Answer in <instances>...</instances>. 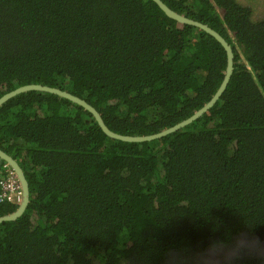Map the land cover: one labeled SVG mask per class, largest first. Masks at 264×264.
<instances>
[{"label": "trees", "instance_id": "obj_1", "mask_svg": "<svg viewBox=\"0 0 264 264\" xmlns=\"http://www.w3.org/2000/svg\"><path fill=\"white\" fill-rule=\"evenodd\" d=\"M163 1L229 42L226 89L193 122L140 142L108 137L50 92L5 101L0 149L29 202L0 223V264H264V17L237 0ZM225 65L215 38L152 0H0V96L58 87L121 134L187 118ZM17 206L0 202V216Z\"/></svg>", "mask_w": 264, "mask_h": 264}, {"label": "water", "instance_id": "obj_2", "mask_svg": "<svg viewBox=\"0 0 264 264\" xmlns=\"http://www.w3.org/2000/svg\"><path fill=\"white\" fill-rule=\"evenodd\" d=\"M152 1L169 18H172L180 23H184V24L197 27L203 30L204 32L208 33L209 35H211L213 38H215V40H217L221 44V46L223 47L225 51L226 65H225V70H224L222 81L220 82L218 88L213 93L211 98L205 104H203L199 109H197L194 113H192L190 116L173 124L172 126L164 128L155 133L142 134V135L121 134V133L111 130L105 124L98 110L93 105L88 103L85 99L77 95H74L66 90L60 89L58 87L43 85L39 83L24 84V85L14 88L13 90H10L4 93L3 95L0 96V105H2L5 101L12 98L13 96L19 93H22V92L31 91V90H40V91L50 92L52 94H56L61 97H64L76 103L77 105L83 107L84 109H86L89 113L92 114L93 118L96 120L100 129L108 137L116 139V140L126 141V142H140V141H150L153 139H157V138H160L162 136H165L171 132H174L180 129L181 127H184L188 125L189 123L193 122L194 120H196L197 118H199L203 113H205L208 109H210L216 103V101L220 98V96L226 89V86L230 80V77L234 69V66H233L234 54H233L232 47L229 44V42L219 32H217L215 29L210 27L208 24L176 12L175 10L170 8L163 0H152ZM0 160H2L4 163L9 165L13 169L22 187L21 202L18 204L17 208L13 212L0 216V223H1L4 221L15 220L23 214L29 202V185L25 177L24 171L22 167L20 166L19 162L15 160L11 155L3 151L2 149H0Z\"/></svg>", "mask_w": 264, "mask_h": 264}, {"label": "built area", "instance_id": "obj_3", "mask_svg": "<svg viewBox=\"0 0 264 264\" xmlns=\"http://www.w3.org/2000/svg\"><path fill=\"white\" fill-rule=\"evenodd\" d=\"M4 174L0 179V202L19 204L22 200V187L15 172L7 165H3Z\"/></svg>", "mask_w": 264, "mask_h": 264}, {"label": "rangeland", "instance_id": "obj_4", "mask_svg": "<svg viewBox=\"0 0 264 264\" xmlns=\"http://www.w3.org/2000/svg\"><path fill=\"white\" fill-rule=\"evenodd\" d=\"M242 5L251 8L252 16L255 19L264 17V0H237Z\"/></svg>", "mask_w": 264, "mask_h": 264}, {"label": "clouds", "instance_id": "obj_5", "mask_svg": "<svg viewBox=\"0 0 264 264\" xmlns=\"http://www.w3.org/2000/svg\"><path fill=\"white\" fill-rule=\"evenodd\" d=\"M4 164H6V163H4ZM4 164H3V165H4ZM8 166H9V165H8ZM9 167H10V166H9ZM10 168H11V167H10ZM11 169H12V168H11ZM12 170H13V169H12Z\"/></svg>", "mask_w": 264, "mask_h": 264}]
</instances>
